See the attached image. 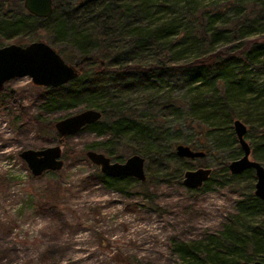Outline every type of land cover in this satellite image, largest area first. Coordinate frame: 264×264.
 I'll return each instance as SVG.
<instances>
[{
  "label": "trees",
  "instance_id": "obj_1",
  "mask_svg": "<svg viewBox=\"0 0 264 264\" xmlns=\"http://www.w3.org/2000/svg\"><path fill=\"white\" fill-rule=\"evenodd\" d=\"M34 40L48 43L77 70L68 82L41 88L38 112L77 106L100 112L79 130L99 137L81 156L91 149L122 161L137 153L146 183L169 173L179 182L189 160H203L209 147L228 141L217 138L208 149L191 144L204 153L193 159L178 157L174 146L191 142L190 133L205 140L230 133L239 119L244 139L255 136L247 142L251 158L264 166V0H52L47 17L27 13L22 0H0V46ZM4 96L11 99L12 91L2 88ZM55 136L61 143L68 138ZM227 159H235L233 151ZM219 166L223 180L241 185L243 196L216 236L178 245L180 264L264 261V202L252 193L253 172L230 174L226 161ZM93 178L114 191L130 187L131 177L105 176L98 168Z\"/></svg>",
  "mask_w": 264,
  "mask_h": 264
},
{
  "label": "rangeland",
  "instance_id": "obj_2",
  "mask_svg": "<svg viewBox=\"0 0 264 264\" xmlns=\"http://www.w3.org/2000/svg\"><path fill=\"white\" fill-rule=\"evenodd\" d=\"M3 88L12 98H0V264H180V243L206 241L235 216L244 189L223 180L219 166L230 161L229 152L240 155L232 127L206 140L190 133L191 142H179L204 149L217 138L228 141L209 147L203 160H189L190 169L210 165L211 179L202 190L187 191L182 172L179 182L170 173L151 183L130 178L124 193L95 181L97 166L79 154L99 140L95 133L78 131L61 143L53 126L47 127L82 106L38 112L43 89L28 76L9 79ZM245 136L249 144L255 139ZM53 144L65 151L61 168L32 176L18 153Z\"/></svg>",
  "mask_w": 264,
  "mask_h": 264
},
{
  "label": "water",
  "instance_id": "obj_3",
  "mask_svg": "<svg viewBox=\"0 0 264 264\" xmlns=\"http://www.w3.org/2000/svg\"><path fill=\"white\" fill-rule=\"evenodd\" d=\"M22 7L35 17H47L52 11V0H22ZM77 70L74 65L65 62L62 57L46 42L34 40L24 45L8 43L0 46V92L3 84L12 78L28 76L31 83L41 87H56L75 78ZM100 112L93 108L58 118L53 123L57 134L71 136L84 125L97 121ZM232 130L240 150V155L227 163L230 174H237L245 169L253 172V195L264 202V166L250 156V148L244 139L246 126L239 120H232ZM61 147L58 144L48 145L39 149L26 148L18 153L32 176L45 171H56L62 166ZM174 153L182 158H199L204 155L188 145L176 144ZM86 158L105 176H128L138 181L145 179L144 158L137 153L125 157L122 161L110 160L102 152L88 149ZM210 169L196 167L185 169L181 183L189 189L199 188L209 177ZM210 264V263H208ZM243 264H264L254 260Z\"/></svg>",
  "mask_w": 264,
  "mask_h": 264
},
{
  "label": "flooded vegetation",
  "instance_id": "obj_4",
  "mask_svg": "<svg viewBox=\"0 0 264 264\" xmlns=\"http://www.w3.org/2000/svg\"><path fill=\"white\" fill-rule=\"evenodd\" d=\"M24 9V8H23ZM25 10V9H24ZM26 11V10H25ZM27 12V11H26ZM28 13V12H27ZM8 44V43H7ZM2 46V45H1ZM8 81V80H7ZM4 85V84H3ZM3 88V87H2ZM243 264V263H242Z\"/></svg>",
  "mask_w": 264,
  "mask_h": 264
}]
</instances>
